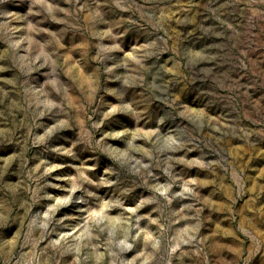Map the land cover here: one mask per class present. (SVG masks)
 <instances>
[{
	"label": "rangeland",
	"instance_id": "1",
	"mask_svg": "<svg viewBox=\"0 0 264 264\" xmlns=\"http://www.w3.org/2000/svg\"><path fill=\"white\" fill-rule=\"evenodd\" d=\"M0 264H264V0H0Z\"/></svg>",
	"mask_w": 264,
	"mask_h": 264
}]
</instances>
